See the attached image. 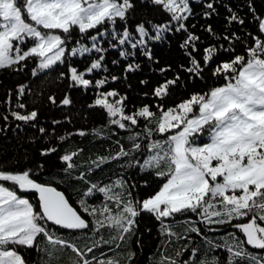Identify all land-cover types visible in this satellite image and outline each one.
I'll list each match as a JSON object with an SVG mask.
<instances>
[{
    "label": "trees",
    "instance_id": "16d2710c",
    "mask_svg": "<svg viewBox=\"0 0 264 264\" xmlns=\"http://www.w3.org/2000/svg\"><path fill=\"white\" fill-rule=\"evenodd\" d=\"M23 1L15 4L25 17ZM105 1L101 19L51 30L63 51L45 66L22 54L33 36L10 39L0 65V177L56 188L83 226L50 225L33 191L2 179L37 226L30 244L3 248L23 264H264V186L228 192L223 172L207 173L215 189L202 201L161 216L143 206L170 176L172 135L215 88L264 58V0ZM200 129L192 144L206 140ZM255 148L202 157L218 173L230 159L264 164V142ZM246 222L256 244L235 228Z\"/></svg>",
    "mask_w": 264,
    "mask_h": 264
},
{
    "label": "rangeland",
    "instance_id": "374dc122",
    "mask_svg": "<svg viewBox=\"0 0 264 264\" xmlns=\"http://www.w3.org/2000/svg\"><path fill=\"white\" fill-rule=\"evenodd\" d=\"M15 1L0 0V65L10 61V39L20 33L34 37V42L28 44L23 55L35 53L41 66L52 63L63 49L58 35L51 30L65 29L71 22L95 21L111 10L103 0L88 3H83L86 0H24L25 17H22ZM159 1L173 5L172 0ZM260 28L264 32V17ZM199 112L187 126L172 135L174 160L170 176L143 205L157 216L202 201L209 190L215 189L207 173L213 177L223 172V187L228 192L248 185L264 186L263 163L237 165L232 163L236 159H230L231 162L224 165L227 170L212 173L202 157L204 153L217 159L223 155L233 157L235 153L253 151L259 142H264V58L244 65L235 80L215 88ZM200 128L208 129L201 132L206 140L192 144L190 138ZM2 179L14 182L22 190H26L30 183L24 175L0 177ZM36 230L28 202L0 182V264H23L16 252L4 249L3 245L30 244ZM254 235L258 242L256 227Z\"/></svg>",
    "mask_w": 264,
    "mask_h": 264
},
{
    "label": "water",
    "instance_id": "95a60500",
    "mask_svg": "<svg viewBox=\"0 0 264 264\" xmlns=\"http://www.w3.org/2000/svg\"><path fill=\"white\" fill-rule=\"evenodd\" d=\"M27 191H33L38 201L43 218L50 225L67 231L81 229L83 220L66 202L63 194L52 186L31 182L26 187ZM255 224L246 222L235 225L244 235L247 242L256 244L254 235Z\"/></svg>",
    "mask_w": 264,
    "mask_h": 264
}]
</instances>
